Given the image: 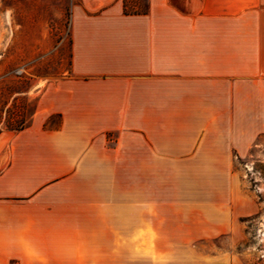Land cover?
I'll return each mask as SVG.
<instances>
[{
	"label": "crops",
	"instance_id": "obj_1",
	"mask_svg": "<svg viewBox=\"0 0 264 264\" xmlns=\"http://www.w3.org/2000/svg\"><path fill=\"white\" fill-rule=\"evenodd\" d=\"M146 2L77 0L68 74L0 133V264H138L254 212L234 169L264 148V0Z\"/></svg>",
	"mask_w": 264,
	"mask_h": 264
},
{
	"label": "rangeland",
	"instance_id": "obj_2",
	"mask_svg": "<svg viewBox=\"0 0 264 264\" xmlns=\"http://www.w3.org/2000/svg\"><path fill=\"white\" fill-rule=\"evenodd\" d=\"M144 1H128L127 11ZM77 0H0V128L26 124L36 97L23 96L35 82H56L69 72L71 7ZM53 123L56 118L53 117ZM241 198L254 207L215 238H187L181 252L139 254L138 264L219 257L234 264H264V148L235 160Z\"/></svg>",
	"mask_w": 264,
	"mask_h": 264
},
{
	"label": "trees",
	"instance_id": "obj_3",
	"mask_svg": "<svg viewBox=\"0 0 264 264\" xmlns=\"http://www.w3.org/2000/svg\"><path fill=\"white\" fill-rule=\"evenodd\" d=\"M128 1H142V0H123V8H124V12L125 13H132V14H140V13H146L147 11V2L146 0H143L145 5H144V9L141 8V5L139 3H136L135 4V10L133 11H127V2ZM27 93V92H26ZM25 94V93H24ZM35 109H36V102H35V106H34V109L29 117V120L26 124L22 123L21 121L15 126V127H12L10 124L6 123L5 124V128L6 130H3L2 128H0V133L2 131H9V132H13V133H18L20 131H22L23 129L27 128L30 123H31V118H32V115L34 114L35 112ZM53 117L54 116H51L49 117L45 124H44V128H53V127H58L59 123H60V117L59 116H55L54 118H56V123H53L52 120H53Z\"/></svg>",
	"mask_w": 264,
	"mask_h": 264
}]
</instances>
